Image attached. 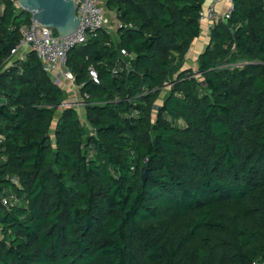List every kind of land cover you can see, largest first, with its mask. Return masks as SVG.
Wrapping results in <instances>:
<instances>
[{
	"label": "trees",
	"instance_id": "obj_1",
	"mask_svg": "<svg viewBox=\"0 0 264 264\" xmlns=\"http://www.w3.org/2000/svg\"><path fill=\"white\" fill-rule=\"evenodd\" d=\"M206 1H103L121 27L66 53L87 129L33 52L5 67L31 14L0 0V264H264V0L183 70Z\"/></svg>",
	"mask_w": 264,
	"mask_h": 264
},
{
	"label": "built area",
	"instance_id": "obj_2",
	"mask_svg": "<svg viewBox=\"0 0 264 264\" xmlns=\"http://www.w3.org/2000/svg\"><path fill=\"white\" fill-rule=\"evenodd\" d=\"M75 4V13L80 19L76 31L64 38L53 35V30L41 26L33 19L28 25L19 29L21 39L10 51V57L5 64L9 67L14 61H22L28 52H33L40 60L43 70L49 74L54 84L62 87L64 81L73 80L71 73L65 66L67 51L79 44H84L89 35H94L98 30H107L110 18L103 8L102 0H72ZM233 10V0H211L205 4L199 15V23L204 31L210 32L211 27L219 19L229 18ZM116 29L121 27L114 18ZM109 32V31H108ZM243 63L231 64L230 66H241ZM62 68L61 70H59ZM93 78L96 75L90 71ZM86 97V96H85ZM62 107L81 106L84 103L64 102ZM17 202L14 198L2 197L1 203L9 211L11 205Z\"/></svg>",
	"mask_w": 264,
	"mask_h": 264
},
{
	"label": "water",
	"instance_id": "obj_3",
	"mask_svg": "<svg viewBox=\"0 0 264 264\" xmlns=\"http://www.w3.org/2000/svg\"><path fill=\"white\" fill-rule=\"evenodd\" d=\"M16 5L29 12L31 19L41 26L54 30L60 38L73 34L80 22L72 0H17ZM140 179L145 181V169L142 170Z\"/></svg>",
	"mask_w": 264,
	"mask_h": 264
},
{
	"label": "crops",
	"instance_id": "obj_4",
	"mask_svg": "<svg viewBox=\"0 0 264 264\" xmlns=\"http://www.w3.org/2000/svg\"><path fill=\"white\" fill-rule=\"evenodd\" d=\"M211 0H207L206 4L208 2H210ZM1 10V8H0ZM209 34L210 32L208 31H204L203 28H201V33L199 35V37L197 39H195L186 56H185V60H184V64L182 69H192V70H196V59L198 57V55L200 53H202L204 51V49L206 48V46L209 43ZM62 68H60L59 70H61ZM65 93V101L67 102H79L80 99V94L78 92L77 87L75 86L73 80H66L64 81L62 87H61ZM67 91V92H66ZM76 106V105H74ZM76 110L79 114V118L81 120V118H83V120L85 121L84 118V109L81 106H76Z\"/></svg>",
	"mask_w": 264,
	"mask_h": 264
},
{
	"label": "rangeland",
	"instance_id": "obj_5",
	"mask_svg": "<svg viewBox=\"0 0 264 264\" xmlns=\"http://www.w3.org/2000/svg\"><path fill=\"white\" fill-rule=\"evenodd\" d=\"M103 1L104 0H102V3H103ZM105 12H106V14L109 16V18H110V24H109V26H108V31L113 35L114 33H115V31H116V23H115V21H114V15L112 14V13H110V12H108L106 9H105ZM168 88H169V86H166L164 89H163V93H162V95H164L165 94V92L168 90ZM67 92V91H66ZM53 123H55V121L53 122ZM81 123L83 124V125H85V127L87 128V129H89L88 128V126L86 125V123H85V121L83 120V118H81Z\"/></svg>",
	"mask_w": 264,
	"mask_h": 264
}]
</instances>
